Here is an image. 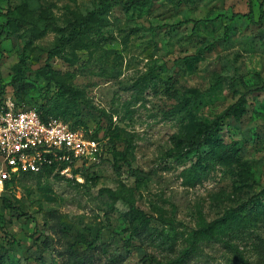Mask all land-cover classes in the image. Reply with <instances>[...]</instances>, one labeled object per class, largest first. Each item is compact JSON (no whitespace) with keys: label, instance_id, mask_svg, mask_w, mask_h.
I'll return each instance as SVG.
<instances>
[{"label":"rangeland","instance_id":"1","mask_svg":"<svg viewBox=\"0 0 264 264\" xmlns=\"http://www.w3.org/2000/svg\"><path fill=\"white\" fill-rule=\"evenodd\" d=\"M261 1L252 2L256 20ZM8 9L0 90L64 116L103 145L70 174L20 175L0 188L8 264H168L227 209L233 224L222 237L230 244L199 232L183 264H264L263 90L218 134L237 141V158L217 161L194 185L184 180L210 149L197 147L206 124L264 83V21L220 18L193 31V20L247 12L248 0H148L129 9L117 0H0V25ZM90 12L80 48L70 21ZM132 204L153 215L148 226L132 218Z\"/></svg>","mask_w":264,"mask_h":264},{"label":"built area","instance_id":"2","mask_svg":"<svg viewBox=\"0 0 264 264\" xmlns=\"http://www.w3.org/2000/svg\"><path fill=\"white\" fill-rule=\"evenodd\" d=\"M102 143L60 116L43 117L36 107L16 104L0 90V183L24 172L70 174L96 159ZM66 164V165H64Z\"/></svg>","mask_w":264,"mask_h":264},{"label":"trees","instance_id":"3","mask_svg":"<svg viewBox=\"0 0 264 264\" xmlns=\"http://www.w3.org/2000/svg\"><path fill=\"white\" fill-rule=\"evenodd\" d=\"M146 1L148 0H117V2L122 3L128 9L133 6L143 4ZM248 1L250 3V9L247 12H240V11L234 12L231 16H228L227 14H224V13H220L212 19H209V18L194 19L193 20L194 22L193 31L197 30L201 22H209L211 20L220 19V18L233 19L236 17H247L253 23H262L264 21V0H262L260 3V13H259V18L257 20L255 19V13H254V9L252 6L253 0H248ZM10 13L11 11L10 9H8L7 14H6L8 17V21L6 23L1 24L0 28L2 27L4 28L6 26L11 25L9 21L11 19ZM93 13L94 12H90L86 16L70 21V24L72 25V28L70 29V35L72 37H74L75 35H78L77 40L79 42L80 48H83L84 46H86L85 45L86 43L84 41L85 39L83 38L82 33L84 31H89L91 26L93 25ZM53 27L55 29L61 30V27L56 23H53ZM51 56H52V50L50 51V55L48 59H50ZM186 58H196V57L195 55L191 54V55H187ZM15 77H17V74L15 75ZM239 78L243 83H245V79L243 76H240ZM255 90L264 91V83L261 86H257L253 88L247 87L236 101L229 104L224 110L219 112L210 123L206 124V127L203 133L198 138L197 147L200 149L203 147V145L208 144L210 149L208 151L200 153L197 160L194 161L188 168H186L184 172V180L187 184L194 185L197 182H201L204 179V177L207 175V173L211 170L213 164L216 163L217 161L219 160L221 161L223 159L235 160L237 158V154L240 151V147L238 146L237 141L233 140L229 144L224 143L222 138L218 137V134L220 130L222 129V126L224 125V120L226 118H229V117L240 118L246 113L247 104H248V95L254 92ZM38 110L41 112L43 117H48L50 115H53L50 113H46V111L42 109L38 108ZM55 116H60L64 120L68 121L73 127H78L77 125H74L62 115H55ZM120 154L123 160L129 166H131V159L129 157V154L125 151H121ZM51 172H53V168L47 169L39 173L24 172L20 175H27V174H32V173L33 174H47ZM19 176H15L11 179H7L4 185L8 186L11 180ZM260 193H264V188L260 191ZM2 201L6 207L15 208V209L19 208V207H16V205L12 202V200L9 197L2 196ZM231 211H232L231 209H227V211L222 216H220L219 218L215 219L214 221L210 223H207V225L200 231H195L194 239L191 245L188 248L183 249L181 254L177 258L170 261L168 264H183L189 257L192 256V254L197 250L199 232H201V234L206 237L217 238V239L222 238V240L226 244H230L229 241H227L224 237H222V235L225 234L229 230L231 225L233 224V216L231 215ZM21 212H22L21 214L30 216L29 213L26 211L21 210ZM131 214H132V218L135 221H138L139 226H143V227L148 226L150 221L153 218V215L147 213L144 209H141L133 204L131 205ZM4 248L5 247L1 246L0 251H2ZM7 251L8 250L6 249V252ZM242 259L244 261V264H249L247 259H245L244 257H242ZM0 264H8L3 259V255H0Z\"/></svg>","mask_w":264,"mask_h":264},{"label":"bare ground","instance_id":"4","mask_svg":"<svg viewBox=\"0 0 264 264\" xmlns=\"http://www.w3.org/2000/svg\"><path fill=\"white\" fill-rule=\"evenodd\" d=\"M0 188H3L2 184L0 183Z\"/></svg>","mask_w":264,"mask_h":264}]
</instances>
